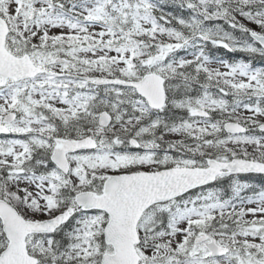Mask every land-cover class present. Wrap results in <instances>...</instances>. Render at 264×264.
Listing matches in <instances>:
<instances>
[{
  "label": "snow or ice",
  "instance_id": "snow-or-ice-1",
  "mask_svg": "<svg viewBox=\"0 0 264 264\" xmlns=\"http://www.w3.org/2000/svg\"><path fill=\"white\" fill-rule=\"evenodd\" d=\"M0 264H264V0H0Z\"/></svg>",
  "mask_w": 264,
  "mask_h": 264
}]
</instances>
